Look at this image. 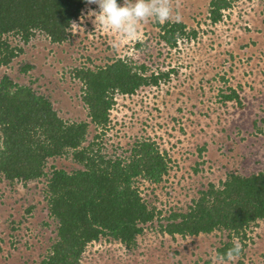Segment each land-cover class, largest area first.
Here are the masks:
<instances>
[{"label":"rangeland","instance_id":"374dc122","mask_svg":"<svg viewBox=\"0 0 264 264\" xmlns=\"http://www.w3.org/2000/svg\"><path fill=\"white\" fill-rule=\"evenodd\" d=\"M231 1L222 20L213 23L211 0H171L170 21L184 22L190 32L176 47L160 40L154 17L140 22L136 36L128 37L111 28H95L87 10L97 6L85 5L63 42H52L41 31L28 43L10 35L23 50L9 66H0V74L7 72L50 97L65 120L89 121L82 99L85 85L75 69H96L116 58L146 64L147 74L174 69L158 85H143L133 94L115 93L109 125L100 129L91 123L85 144L94 140L101 153L128 158L136 141L156 142L167 154L168 173L158 184L143 179L135 184L163 215L170 209L184 210L210 182L220 185L231 172L264 169V0ZM25 64L31 65L26 71ZM233 89L239 97L226 101L224 94ZM53 166L69 171L82 167L71 153L49 158L45 170L51 172ZM46 185L45 176L10 182L0 172V264H39L48 252L57 222L48 214ZM245 232L171 236L160 232L155 220L135 247L101 237L87 245L81 262L264 264V219ZM234 239L241 244V254L224 259L218 248Z\"/></svg>","mask_w":264,"mask_h":264},{"label":"trees","instance_id":"16d2710c","mask_svg":"<svg viewBox=\"0 0 264 264\" xmlns=\"http://www.w3.org/2000/svg\"><path fill=\"white\" fill-rule=\"evenodd\" d=\"M85 5L84 0H0V66H9L23 50L11 42L10 35L28 43L41 31L52 42H63ZM231 6V0H211V21H221L223 11ZM158 24L160 40L169 47L189 36L184 22ZM30 67L25 64L22 69ZM147 70L146 64L135 66L124 58L96 69H75V76L85 85L82 99L89 121L65 120L50 97L16 82L7 72L0 74V172L10 182L47 177V210L57 222L53 242L39 264H82L87 245L101 237L133 248L155 220L159 231L171 236L215 230H226L232 236L246 235L248 227L264 219V169L231 172L220 185L210 182L201 189L186 209H170L163 215L135 184L138 179L158 184L168 173L167 154L156 142L136 141L128 158L101 153L94 140L85 144L91 123L100 129L109 125L115 93L133 94L143 85H158L175 71L147 74ZM238 97L235 89L224 94L226 101ZM70 153L82 167L45 170L49 158ZM231 247V241L224 243L218 254L227 259Z\"/></svg>","mask_w":264,"mask_h":264},{"label":"clouds","instance_id":"9594fccd","mask_svg":"<svg viewBox=\"0 0 264 264\" xmlns=\"http://www.w3.org/2000/svg\"><path fill=\"white\" fill-rule=\"evenodd\" d=\"M89 8L87 15L95 28L102 26L114 29L123 36L135 37L140 22L154 17L160 23L173 19L171 0H84ZM179 20V17H175ZM118 46V45H114ZM242 247L238 240L232 241V247L226 252V258L233 260L241 254Z\"/></svg>","mask_w":264,"mask_h":264}]
</instances>
